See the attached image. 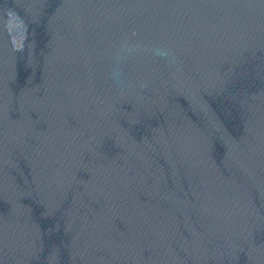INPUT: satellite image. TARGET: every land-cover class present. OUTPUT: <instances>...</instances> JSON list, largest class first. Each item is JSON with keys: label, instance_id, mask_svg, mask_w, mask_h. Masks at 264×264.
Wrapping results in <instances>:
<instances>
[{"label": "water", "instance_id": "1", "mask_svg": "<svg viewBox=\"0 0 264 264\" xmlns=\"http://www.w3.org/2000/svg\"><path fill=\"white\" fill-rule=\"evenodd\" d=\"M0 264H264V0H0Z\"/></svg>", "mask_w": 264, "mask_h": 264}]
</instances>
